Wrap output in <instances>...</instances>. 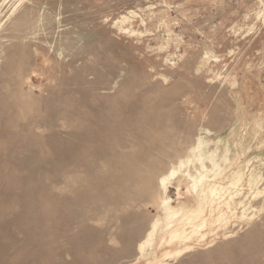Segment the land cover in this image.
Instances as JSON below:
<instances>
[{
	"label": "rangeland",
	"instance_id": "rangeland-1",
	"mask_svg": "<svg viewBox=\"0 0 264 264\" xmlns=\"http://www.w3.org/2000/svg\"><path fill=\"white\" fill-rule=\"evenodd\" d=\"M0 264H264V0H0Z\"/></svg>",
	"mask_w": 264,
	"mask_h": 264
},
{
	"label": "bare ground",
	"instance_id": "bare-ground-1",
	"mask_svg": "<svg viewBox=\"0 0 264 264\" xmlns=\"http://www.w3.org/2000/svg\"><path fill=\"white\" fill-rule=\"evenodd\" d=\"M122 20H123V18H122ZM121 29V28H120ZM124 32H126L125 30H124ZM225 208L229 211L231 208H230V206H228L227 204H225ZM174 241H172V243H173ZM171 243V244H172ZM171 254H173V253H171Z\"/></svg>",
	"mask_w": 264,
	"mask_h": 264
}]
</instances>
